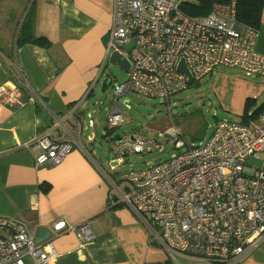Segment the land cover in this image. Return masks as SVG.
Returning a JSON list of instances; mask_svg holds the SVG:
<instances>
[{
	"label": "built area",
	"instance_id": "1",
	"mask_svg": "<svg viewBox=\"0 0 264 264\" xmlns=\"http://www.w3.org/2000/svg\"><path fill=\"white\" fill-rule=\"evenodd\" d=\"M190 1L194 0H114L107 54L119 51L130 66L125 82L113 85L107 126L116 130L125 122L118 101L135 92L160 99L172 128L165 129L164 122L151 127L158 137L138 130L112 134L108 137L112 158L102 171L113 204L118 200L129 207L170 261L236 264L264 239V167L249 158L258 161L264 154V110L252 125L219 120L206 142L189 143L172 121L170 103L190 84L180 70L182 61L196 83L219 67L264 77V55L255 49L258 32L237 22V0L215 2L206 16L186 12L182 4ZM10 66L19 85L1 86L0 99L16 106L37 103L51 118L44 133L21 146L34 153L37 166L60 163L74 146L83 147L66 125L76 119L79 105L60 115L48 106L17 60ZM76 124L77 132L84 131L77 119ZM95 136L88 135V140ZM167 143L181 150L148 168L119 170L127 156L152 153ZM54 228L75 232L83 243L96 238L89 221L72 224L59 218ZM58 257L54 240L36 242L23 223L0 215V264H57Z\"/></svg>",
	"mask_w": 264,
	"mask_h": 264
},
{
	"label": "crops",
	"instance_id": "2",
	"mask_svg": "<svg viewBox=\"0 0 264 264\" xmlns=\"http://www.w3.org/2000/svg\"><path fill=\"white\" fill-rule=\"evenodd\" d=\"M32 5L33 33L47 37L50 46L28 42L16 47L11 17L12 28L0 30L5 33L0 38V87L19 85L10 66L14 55L52 110L62 115L79 105L75 117L86 129L85 101L105 78L109 60L114 0H32ZM256 50L264 55V8ZM215 71V95L228 112L240 116L249 97L254 107L264 103V80ZM76 119L67 122L83 147L74 146L58 164L37 166L34 153L20 145L44 133L50 116L37 103L16 106L0 99V215L23 223L32 235L37 227L47 228L59 253L57 264H176L160 245L150 244L148 229L129 207H111L101 148L93 146L96 139L90 148L84 145L85 129L76 131ZM94 121L92 115L91 125ZM258 163L264 164V154ZM59 218L72 224L89 221L95 240L83 243L75 232L55 230ZM178 262L187 264L182 258ZM236 264H264V239Z\"/></svg>",
	"mask_w": 264,
	"mask_h": 264
},
{
	"label": "rangeland",
	"instance_id": "3",
	"mask_svg": "<svg viewBox=\"0 0 264 264\" xmlns=\"http://www.w3.org/2000/svg\"><path fill=\"white\" fill-rule=\"evenodd\" d=\"M31 2L32 0H0V30H4L6 27L12 28L11 17H15L13 31H16L18 20L22 19L24 13L29 9ZM4 35V31H1L0 38ZM0 44L2 45V39H0ZM220 69L227 70L231 73L242 74L243 76L245 75L244 72L238 68L219 67V70ZM103 73L105 78L108 79V88L102 92V83H98L95 93L90 95L85 101V115L88 113L89 115H93L95 124L90 126L91 117L86 118L87 128L85 129L83 137L84 145L90 148L92 142L88 140V135L93 133L96 134V140L93 142V146L97 150L101 148V160H103L101 165L103 164L105 166H101V169L108 168L109 160L112 158V153L108 146L109 136H105L104 127L107 126L108 123V110L114 102L113 85L124 83L128 77L127 70L118 63H111L109 60L105 64ZM216 76L217 74H214L213 76L203 78L200 81L201 86L199 88H195L193 85L191 86L189 84L184 90L171 97L170 106L172 109L170 115L172 121L180 128L183 135L182 137L189 143L193 141L196 143L200 141L206 142L220 119L238 121L240 118L238 115L228 112L221 106L215 95ZM253 78L264 80V77L260 76H254L250 79ZM128 102H130L129 105L127 104ZM118 103L123 108L125 122L119 126L113 134L131 133L138 130L143 132L146 136L158 137V133L154 129H151V127L144 128V126L163 119L166 117V114H169L168 109L160 99H151L138 93L131 92L121 96ZM66 125L72 129L70 122H67ZM179 150L181 149L174 148L173 143H167L163 149L152 153L131 154L126 157V162L122 164L119 170L148 168L151 165L158 164L170 158L172 154ZM249 158L254 164L259 161L253 157ZM114 203L121 202L117 200ZM135 216L138 218L137 215ZM138 220L148 229L149 242L153 244L154 241L151 240L148 226L142 222L141 219L138 218ZM186 261H189L190 264H194L193 262L191 263L192 259Z\"/></svg>",
	"mask_w": 264,
	"mask_h": 264
},
{
	"label": "trees",
	"instance_id": "4",
	"mask_svg": "<svg viewBox=\"0 0 264 264\" xmlns=\"http://www.w3.org/2000/svg\"><path fill=\"white\" fill-rule=\"evenodd\" d=\"M229 0H194L182 4V7L191 15L206 16L211 12L212 5L215 2H227ZM264 8V0H237V22L246 29H252L259 34V28L261 26L262 12ZM34 29V10L33 5L27 9L23 18L19 21L16 33L14 35V41L16 47L25 43L31 42L40 46H50V40L44 36H36L33 33ZM256 49V45H255ZM14 55L9 56L11 61H15ZM191 84V83H190ZM255 100L247 98L245 101L244 111L239 116L237 122L243 124H250V121L257 119V117L264 110V103L254 107ZM221 120V119H220ZM264 167V164H263ZM111 207L114 206L111 202Z\"/></svg>",
	"mask_w": 264,
	"mask_h": 264
},
{
	"label": "water",
	"instance_id": "5",
	"mask_svg": "<svg viewBox=\"0 0 264 264\" xmlns=\"http://www.w3.org/2000/svg\"><path fill=\"white\" fill-rule=\"evenodd\" d=\"M109 61L111 63H118L125 70H128L130 66L128 60L126 58H123L120 52L117 50H114L113 52H111L109 56ZM180 70H182L184 73H186L189 76L190 78L189 83L193 84L195 88H199L201 86L200 82L193 83V78L190 75L184 61H182L180 64ZM210 76H212V74ZM107 88H108V79L104 78L102 81V92H104ZM104 131H105V136H111L115 130L110 129L108 126H105ZM50 236H51L50 231L45 227H37L34 233V239L36 242L45 241L49 239Z\"/></svg>",
	"mask_w": 264,
	"mask_h": 264
},
{
	"label": "bare ground",
	"instance_id": "6",
	"mask_svg": "<svg viewBox=\"0 0 264 264\" xmlns=\"http://www.w3.org/2000/svg\"><path fill=\"white\" fill-rule=\"evenodd\" d=\"M110 56V55H109ZM162 122H164V125H165V129L167 130H171L172 126L169 122H167V118H163V119H160V120H157V121H154L150 124L147 125V127H154V128H159L161 127V124ZM96 135V134H95Z\"/></svg>",
	"mask_w": 264,
	"mask_h": 264
},
{
	"label": "flooded vegetation",
	"instance_id": "7",
	"mask_svg": "<svg viewBox=\"0 0 264 264\" xmlns=\"http://www.w3.org/2000/svg\"><path fill=\"white\" fill-rule=\"evenodd\" d=\"M191 86L193 85V84H190Z\"/></svg>",
	"mask_w": 264,
	"mask_h": 264
}]
</instances>
